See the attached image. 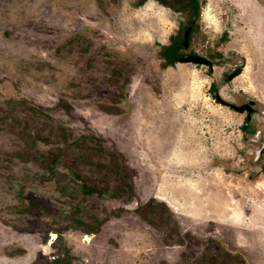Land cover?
<instances>
[{"label":"rangeland","instance_id":"rangeland-1","mask_svg":"<svg viewBox=\"0 0 264 264\" xmlns=\"http://www.w3.org/2000/svg\"><path fill=\"white\" fill-rule=\"evenodd\" d=\"M139 1L0 0V264H264V0H200L212 69Z\"/></svg>","mask_w":264,"mask_h":264},{"label":"trees","instance_id":"trees-1","mask_svg":"<svg viewBox=\"0 0 264 264\" xmlns=\"http://www.w3.org/2000/svg\"><path fill=\"white\" fill-rule=\"evenodd\" d=\"M162 6H165L174 12H183L187 16V24L182 26L176 35H171L169 37L170 42L167 45L161 46L160 56L164 60L163 66H172L178 62L179 58L183 56L181 50L183 47V33L188 26H191V30L188 36L190 40L191 33L193 32L196 26V20L200 14V0H155ZM139 3H143V0H140ZM195 54V53H192ZM209 60V59H208ZM210 61V60H209ZM211 62V61H210ZM241 131L245 135L255 134L254 128L249 124L246 119L243 124L240 126ZM258 160V158H257ZM260 171L264 173V166L261 167ZM82 189L85 194H91L97 191V188L88 183H83ZM65 260L64 258H54L52 264H61Z\"/></svg>","mask_w":264,"mask_h":264},{"label":"water","instance_id":"water-1","mask_svg":"<svg viewBox=\"0 0 264 264\" xmlns=\"http://www.w3.org/2000/svg\"><path fill=\"white\" fill-rule=\"evenodd\" d=\"M190 30H191V26H188L183 33V47L184 48L188 47V43H189L188 36H189ZM178 62L206 65L210 69H212V67H213L212 63L206 57H203V56L197 55V54H190V53L185 54L179 58ZM241 71H242V67L236 68L234 71H232L227 76V79L228 80L232 79L236 75L240 74ZM215 99H217L222 105H225V106L233 109L234 111H236L238 113H244L245 112L246 121H250L251 114L253 113V110H254V108H253L254 102L253 101L250 100L247 103L236 105L234 103H230V102L223 100L219 96L218 92H215ZM257 138H259V135H257ZM261 152H262V150L259 151V153H261Z\"/></svg>","mask_w":264,"mask_h":264}]
</instances>
